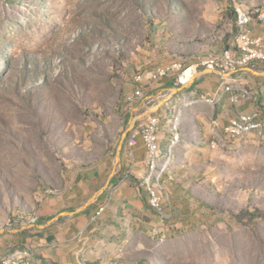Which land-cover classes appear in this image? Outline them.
Wrapping results in <instances>:
<instances>
[{
  "label": "rangeland",
  "instance_id": "obj_1",
  "mask_svg": "<svg viewBox=\"0 0 264 264\" xmlns=\"http://www.w3.org/2000/svg\"><path fill=\"white\" fill-rule=\"evenodd\" d=\"M236 6L264 0H0V234L115 148L136 75L233 47ZM225 140L212 178L189 190L188 224L123 264H264V138ZM15 251L0 264L29 259Z\"/></svg>",
  "mask_w": 264,
  "mask_h": 264
},
{
  "label": "crops",
  "instance_id": "obj_2",
  "mask_svg": "<svg viewBox=\"0 0 264 264\" xmlns=\"http://www.w3.org/2000/svg\"><path fill=\"white\" fill-rule=\"evenodd\" d=\"M247 11L254 13L255 9ZM251 28L254 37L264 35L260 21H254ZM203 55L190 51L184 57L186 67L195 72L192 83L182 85L178 75H172L145 84L144 99L124 113L128 120L126 135L111 152L66 172L61 186L46 190L36 216L0 234V256L27 249L30 251L24 252L34 264H123L128 249L140 247L145 238L157 241L169 235L174 225L188 224L192 206L189 190H195L199 181L212 178L221 157L220 149L212 148V142L226 137L229 119L240 113L260 112L264 119V65L224 76L198 66V58ZM179 58L174 54L168 63ZM232 78L237 80L231 82ZM230 83L235 91L253 88L256 95L233 103L231 94L225 93L215 104L200 101L184 108L183 139L159 187L154 177L149 178L148 148L143 139L138 137L135 145H128L132 128L148 116H160V144L166 152L171 136L169 109L181 108L185 99L212 98ZM149 181L157 185L160 198L167 190L166 215L150 207L146 189ZM102 206L105 210L97 215Z\"/></svg>",
  "mask_w": 264,
  "mask_h": 264
},
{
  "label": "built area",
  "instance_id": "obj_3",
  "mask_svg": "<svg viewBox=\"0 0 264 264\" xmlns=\"http://www.w3.org/2000/svg\"><path fill=\"white\" fill-rule=\"evenodd\" d=\"M260 21L264 24V17L251 18V23L244 28V36L241 41H235L234 46L224 50L221 53H208L199 56L198 66H204L210 71H217L224 76H232L242 69H255L260 65H264V35L261 37H254L252 34V24L254 21ZM192 70L191 67H186L185 58H179L174 62H170L165 66H160L147 73L138 74L135 76V82L139 87L131 94H128L126 101L128 104H136L144 99L145 84L148 82L160 81L172 75H178V83L182 85L190 84L195 78V72L190 76L187 72ZM185 78V81L183 79ZM231 82L236 81L237 78H232ZM225 93L231 94V102L237 103L240 100H250L256 95V90L253 88L234 90L232 83L225 84L214 97H202L193 100H184L181 108L169 109V130L171 136L166 148H178L183 139L181 130V122L183 116V109L200 101H205L210 104H215L219 101ZM162 118L160 116H148L140 121L129 134L128 145L131 147L136 144L138 137L143 139L146 148H163L160 144V134L162 133ZM227 139H238L245 135L255 133L257 136L264 138V119L260 112L252 114L240 113L235 117L229 119V123L225 128ZM225 138L221 141L212 142V148H218L221 144L226 146ZM222 142V143H221ZM150 207L159 215H166V204L164 198H149ZM103 207H100L101 214ZM15 224H10V227ZM23 251H30L27 249H17ZM6 264V263H5Z\"/></svg>",
  "mask_w": 264,
  "mask_h": 264
},
{
  "label": "bare ground",
  "instance_id": "obj_4",
  "mask_svg": "<svg viewBox=\"0 0 264 264\" xmlns=\"http://www.w3.org/2000/svg\"><path fill=\"white\" fill-rule=\"evenodd\" d=\"M235 10L238 16L236 20V25L239 29L242 30V32H240L239 35L236 37L235 41H241L242 37L244 36L245 26L249 22H251V18L264 17V8H257L255 9L254 13H250L243 6H236ZM192 72H193V69L188 71L187 75L190 76ZM183 81H185V78L183 79ZM175 150L176 148H168L167 151L165 152L162 148H148V168L150 171L149 178L151 179L154 177L159 187L161 186V181L164 175L168 172L172 164ZM157 185L152 184L150 181L146 184V189L148 192L147 196H149V198H155V197L160 198ZM104 210L105 208H103V211ZM100 214H101V209L97 212V215H100ZM22 255H23L22 252L17 251L14 257L21 259ZM24 255L28 257V254H26L25 252H24ZM33 262L34 261H31V259H27L26 262H24V264H34ZM13 263L19 264L18 260L17 261L14 260Z\"/></svg>",
  "mask_w": 264,
  "mask_h": 264
},
{
  "label": "trees",
  "instance_id": "obj_5",
  "mask_svg": "<svg viewBox=\"0 0 264 264\" xmlns=\"http://www.w3.org/2000/svg\"><path fill=\"white\" fill-rule=\"evenodd\" d=\"M235 14H236V20H237V13H236V11H235ZM236 27H237V25H236ZM237 32L239 33V28L237 27ZM226 49H229V47H227ZM53 264H55V263H53Z\"/></svg>",
  "mask_w": 264,
  "mask_h": 264
}]
</instances>
